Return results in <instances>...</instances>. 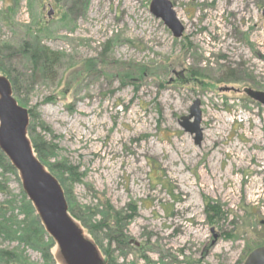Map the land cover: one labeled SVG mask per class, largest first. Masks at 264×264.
Returning <instances> with one entry per match:
<instances>
[{
  "label": "rangeland",
  "instance_id": "rangeland-1",
  "mask_svg": "<svg viewBox=\"0 0 264 264\" xmlns=\"http://www.w3.org/2000/svg\"><path fill=\"white\" fill-rule=\"evenodd\" d=\"M152 1L0 0V77L107 264H240L264 236V105L246 93L264 92V0H169L180 38ZM44 50L59 56L48 74L32 64ZM196 100L200 146L179 124ZM8 163L0 220L22 223L27 196ZM37 239L0 235V250L43 264Z\"/></svg>",
  "mask_w": 264,
  "mask_h": 264
},
{
  "label": "water",
  "instance_id": "water-1",
  "mask_svg": "<svg viewBox=\"0 0 264 264\" xmlns=\"http://www.w3.org/2000/svg\"><path fill=\"white\" fill-rule=\"evenodd\" d=\"M150 9L156 18L167 25L174 37H182L185 27L169 0H153ZM246 93L264 105V92L248 89ZM200 104L196 100L190 109V115L183 117L179 123L185 132L195 136V143L199 146L203 140ZM192 118L194 121H191ZM28 119V110L18 106L12 97L10 82L0 77V148L18 170L28 200L37 212L44 231L54 241L51 254L55 263L107 264L84 228L70 214L61 184L34 156L26 132ZM260 253L262 254L255 252L253 257L256 254L257 257L260 256ZM253 257L246 264H253Z\"/></svg>",
  "mask_w": 264,
  "mask_h": 264
},
{
  "label": "trees",
  "instance_id": "trees-1",
  "mask_svg": "<svg viewBox=\"0 0 264 264\" xmlns=\"http://www.w3.org/2000/svg\"><path fill=\"white\" fill-rule=\"evenodd\" d=\"M2 48L0 47V55H2ZM44 55L43 58L40 59V57H37V61L32 59V64H33V68L34 71L37 70H41V72L43 73H47L48 71H50V67H52L53 64H55L56 60L58 59V55L57 57L55 53H51L49 51L44 50ZM5 58V57H3ZM5 62V61H4ZM2 60L0 61V66L2 65ZM5 64V63H4ZM6 74H8V76L12 79L13 82V89L15 91L16 90V85H15V79L12 78V75H10L9 70L5 71ZM38 151V149H37ZM0 156L3 160V163H8V160L6 158V156L0 151ZM65 172L68 173V170L66 169ZM6 189L4 188V186L0 183V192H5ZM67 194L69 196L70 199V191L67 189ZM22 198H23V206L21 207L20 210H22V212L25 215L26 221L24 220L22 223L17 222V220L15 219V215H11L9 218H6V215H2L1 220H0V235L1 236H7L9 237V239L11 240H18L22 243H31L37 236H39V239H37L38 243H40L41 245L43 244V246L46 248L43 249V251L45 252L43 255L44 258V263L43 264H55V261L53 259V256L51 254V249L53 245L50 246V238H48L46 232L44 231L43 227L40 225L37 217L34 215V210L30 204V202L27 200V197H25V195L22 193ZM14 210V209H12ZM11 210V211H12ZM212 210H214V207H212ZM31 220V223L29 224ZM34 227L36 229H34ZM117 227H119L118 225H116V228L114 230V234L117 235V238H122L123 235L121 234V230H119ZM10 229H15L14 231H11ZM20 235L19 237H16L17 235ZM36 236V237H35ZM108 236H110L111 238H115L116 237L113 235V233L109 234ZM48 238L50 242L46 243L43 241V238ZM45 240V239H44ZM48 247V248H47ZM24 252H22L19 248H14L12 250H0V264H33L30 263L28 260V257H26L25 255H23ZM105 254H107V251H105ZM110 254V253H109ZM110 258V256H109ZM109 264H114V261L112 259H109Z\"/></svg>",
  "mask_w": 264,
  "mask_h": 264
},
{
  "label": "flooded vegetation",
  "instance_id": "flooded-vegetation-1",
  "mask_svg": "<svg viewBox=\"0 0 264 264\" xmlns=\"http://www.w3.org/2000/svg\"><path fill=\"white\" fill-rule=\"evenodd\" d=\"M260 229L264 231V219H260ZM255 252H262L260 253V256L257 257V254H253ZM253 257V264H264V236H260V238L254 242H250V244L247 246V250L245 251L243 255V260H241L240 264H246L249 260L251 261Z\"/></svg>",
  "mask_w": 264,
  "mask_h": 264
},
{
  "label": "bare ground",
  "instance_id": "bare-ground-1",
  "mask_svg": "<svg viewBox=\"0 0 264 264\" xmlns=\"http://www.w3.org/2000/svg\"><path fill=\"white\" fill-rule=\"evenodd\" d=\"M233 2L234 1H230V11L232 12V13H236V12H238V8H240V7H238V6H232L233 5ZM237 5V4H236Z\"/></svg>",
  "mask_w": 264,
  "mask_h": 264
}]
</instances>
